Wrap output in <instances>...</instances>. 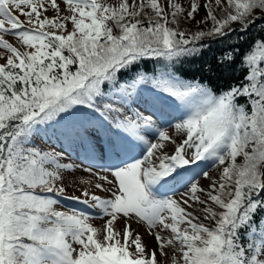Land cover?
Instances as JSON below:
<instances>
[{
	"label": "snow or ice",
	"instance_id": "1",
	"mask_svg": "<svg viewBox=\"0 0 264 264\" xmlns=\"http://www.w3.org/2000/svg\"><path fill=\"white\" fill-rule=\"evenodd\" d=\"M262 20L264 0H0V264H264V37L239 51ZM216 41L205 67L241 56L238 85L216 95L170 70ZM150 61L164 71L147 75ZM169 101L185 110L174 134L153 119L171 124ZM49 131L87 152L95 179L68 198L98 209L102 227L58 210L81 165L35 144Z\"/></svg>",
	"mask_w": 264,
	"mask_h": 264
},
{
	"label": "rangeland",
	"instance_id": "2",
	"mask_svg": "<svg viewBox=\"0 0 264 264\" xmlns=\"http://www.w3.org/2000/svg\"><path fill=\"white\" fill-rule=\"evenodd\" d=\"M59 2V0H58ZM110 2H115V0H110ZM131 2V0H130ZM180 2L185 6L187 7L188 6V3H189V0H180ZM61 6V9H64L65 8V5L63 3L60 4ZM50 17L52 15H54V13L52 11H49L47 13ZM201 15H203V13L201 12ZM197 20H200L201 19V16H197L196 18ZM264 22V20H262ZM261 21H258L257 23H260ZM182 28H184L185 30H190V31H195L196 30V27L192 26L191 25V22H188V23H182L181 25ZM6 39H8L10 42L14 43L15 46L17 47H20L18 41H16V39L12 36H6L5 37ZM3 50H0V52H2ZM4 59L3 58H0V63H4ZM148 75V74H147ZM147 91H144L143 94L146 95ZM148 96V95H147ZM144 97V96H143ZM142 97V98H143ZM179 104V102H175V103H172L171 101H169V104L166 106V108L170 109V115L172 116V118H167L168 120L171 121V124H163L162 125V122L160 120H158L156 117H153V119L156 121V126L157 127H163L164 130H167L169 131V134H174V128L171 126V125H174L176 122H179V119L180 118H183L184 117V112L185 110L182 108V107H177V105ZM138 106L141 108V109H144V104L142 102H139L138 101ZM167 113V111H166ZM145 114L147 115L148 113L145 112ZM37 138V137H35ZM40 142H44V140H39ZM179 142V141H178ZM100 143L99 141V138H97V144ZM51 145V144H50ZM52 146V145H51ZM71 148L70 150H65L63 148H59L57 146H52L50 147L51 149H55L56 151H63L64 153V161L65 163H73L74 165H81L80 168H78L74 173H68L66 172L64 174V185L66 187V194L69 195V197L71 196H79L80 195V189L82 187H87V185H81L79 183V181L83 178V179H95L94 177H91V175L89 173H85L83 171V168L84 167H88L89 164L88 163H84L83 160L79 157V155L76 153L78 152L79 154H82L84 153L85 155L87 154V152L83 149V151L79 150V149H76V147L73 145V142H71V145H69ZM99 146V144H98ZM173 150V146L169 145L167 148H166V151H168L169 153H171ZM140 154L138 153V156ZM200 168H202V170H208L210 172V175L213 176L214 178H216L219 174V169H217L216 167L214 166H211L210 164L206 163V162H202L200 164ZM99 167H96V170H98ZM198 179H200V182L201 184L204 186V181H207L205 179H203L202 177H197ZM205 187H207V185H205ZM184 189H180V191H183ZM100 195L104 196V197H107L109 194H106V193H100ZM167 195L169 196H177V193H168ZM178 198V196H177ZM62 201H65L66 202V206L60 201L59 205H57V208L58 210H61V211H72V210H76V211H84L88 214H90L93 219L91 220V223H93L94 226L96 227H102L104 222H105V219L106 218H101L98 213H99V210L98 209H94V208H89L88 206H84L82 203H79L78 201H75V200H72V199H69V201H71V203L67 200H64V199H61ZM78 205V206H81V207H78L80 210H77V209H70L72 208L74 205ZM70 206V207H69ZM208 223V222H206ZM117 227H121L120 224L117 225ZM132 228L133 229H137L140 234L143 236L144 238V242L149 246V248H155L156 247V244H155V241L153 239V237L151 236H148L145 234V231L143 228L139 227L136 223H133L132 224ZM167 233H165L166 235ZM169 252L171 253V249H169ZM165 262V264H170V257L168 258H162Z\"/></svg>",
	"mask_w": 264,
	"mask_h": 264
},
{
	"label": "trees",
	"instance_id": "3",
	"mask_svg": "<svg viewBox=\"0 0 264 264\" xmlns=\"http://www.w3.org/2000/svg\"><path fill=\"white\" fill-rule=\"evenodd\" d=\"M264 22L256 23L247 34L244 36V42L239 45V51L241 55L247 54L250 50V46H254V41L260 40L264 37ZM236 37L233 36L231 43L235 44ZM225 48V44L221 41H216L212 44L211 50L206 51L201 57L192 60L191 62H185L183 64H177L175 66L176 74L183 78L193 79L206 83L213 91L219 92L227 90L229 85H238L244 74L245 65L241 62V56H237V61L232 65L228 71L209 72L205 67L206 64L214 63V58L219 55ZM143 70L147 74H154L164 71L163 62L157 63L156 61H150L143 66Z\"/></svg>",
	"mask_w": 264,
	"mask_h": 264
},
{
	"label": "bare ground",
	"instance_id": "4",
	"mask_svg": "<svg viewBox=\"0 0 264 264\" xmlns=\"http://www.w3.org/2000/svg\"><path fill=\"white\" fill-rule=\"evenodd\" d=\"M208 183H209L208 181H204V186H205V185H208Z\"/></svg>",
	"mask_w": 264,
	"mask_h": 264
}]
</instances>
